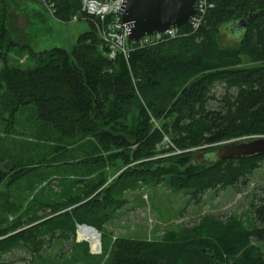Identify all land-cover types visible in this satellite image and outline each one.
Masks as SVG:
<instances>
[{
	"label": "trees",
	"instance_id": "16d2710c",
	"mask_svg": "<svg viewBox=\"0 0 264 264\" xmlns=\"http://www.w3.org/2000/svg\"><path fill=\"white\" fill-rule=\"evenodd\" d=\"M39 1L51 5V16L61 22L79 14L80 0ZM208 1L213 7L197 29L181 26L187 34L136 48L127 59L118 54L109 60L87 21L89 30L72 48L42 50L33 67L23 68L10 65L9 49L35 52L24 34L9 27L7 4L0 0V109L13 121L29 116L53 152L48 159L15 164L9 175L0 164V263L14 248L39 251L46 236L49 242L70 237L73 244L76 224L93 226L103 246V225L125 203L127 189L166 182L198 203L207 191L248 186L264 153L211 164L191 161L195 150L264 135V0ZM226 27L239 37L232 47L217 40ZM246 57L255 64L244 66ZM218 86L224 89L219 94ZM164 137L180 153L156 157L155 145ZM71 149L82 156H70ZM118 163L122 170L107 176L106 169ZM39 166L46 171L38 176ZM33 174L45 188L52 190L56 182L57 199L35 201L8 221L17 209L5 188ZM256 200L254 224L232 229L229 244L214 251L193 247L191 264H264V251L251 243L264 242V196ZM160 248L157 242L116 237L104 264H187L186 257Z\"/></svg>",
	"mask_w": 264,
	"mask_h": 264
},
{
	"label": "rangeland",
	"instance_id": "374dc122",
	"mask_svg": "<svg viewBox=\"0 0 264 264\" xmlns=\"http://www.w3.org/2000/svg\"><path fill=\"white\" fill-rule=\"evenodd\" d=\"M5 2L9 27L11 28L10 24H13L14 28H12L16 29L17 35L24 34L22 38L33 46L32 52H35L30 55L29 49L10 48L8 53L10 65L33 67L36 61L43 57L38 52L54 47L70 49L75 45L78 36L89 30V25L84 19L61 22L53 18L39 0H5ZM238 38L226 27L220 30L217 40L222 47H232L237 43ZM254 64L250 57L243 59L244 66ZM215 90L217 94L224 91L221 86L216 87ZM212 105H215V102ZM150 121L157 125V121L151 115ZM72 149L69 152L70 156H82L79 149H76V154H73L75 150ZM178 153L180 151L166 137L155 145L156 157ZM200 154L195 150L193 155L200 158ZM52 155L51 144L36 135L33 121L29 116L24 114L13 121L0 109V164L8 175L12 173L11 168L15 164L26 163V159L30 161H38L43 157L48 159ZM36 164L40 165V162ZM119 167L120 163L116 168H107V176H111L120 169ZM43 171L46 170H42L39 166L36 175L44 174ZM33 176L20 177L5 188L8 192V200L15 203L17 209L14 213L8 214V221L24 214L35 201L43 202L45 199L47 202H53L57 199V195L54 194L59 191L56 182H53L51 190L44 187L45 182H38L34 174ZM262 196H264V161L253 171L247 187L240 191L232 187L207 191L198 203L190 199V195L185 191H177L166 182L147 183L122 193L125 203L104 223L107 238L104 239L103 246L100 240L99 252H93L87 241L78 238L75 227L73 244L70 237L53 239L49 242L46 236V242L39 251L14 248L3 255L0 264H104L111 242L116 237L157 242L161 247L160 250L166 254L186 257L187 264H191L195 254L193 247L201 251L205 249L208 252L214 251L217 246L229 244L232 229L248 228L254 224L252 200L253 204H257L256 199ZM212 219L219 220L226 229L222 231V227L216 225ZM251 243L264 251V242L251 240Z\"/></svg>",
	"mask_w": 264,
	"mask_h": 264
},
{
	"label": "water",
	"instance_id": "95a60500",
	"mask_svg": "<svg viewBox=\"0 0 264 264\" xmlns=\"http://www.w3.org/2000/svg\"><path fill=\"white\" fill-rule=\"evenodd\" d=\"M195 13V0H124L119 14L121 20L130 27L129 40L135 41L144 35H152L170 27H181L188 24ZM244 25L242 20L238 25ZM103 52L108 51L105 45ZM264 153V135H252L222 143L212 149L203 151L200 158L192 163L211 164L218 160L251 157ZM86 224H76V228Z\"/></svg>",
	"mask_w": 264,
	"mask_h": 264
},
{
	"label": "built area",
	"instance_id": "2783aa9c",
	"mask_svg": "<svg viewBox=\"0 0 264 264\" xmlns=\"http://www.w3.org/2000/svg\"><path fill=\"white\" fill-rule=\"evenodd\" d=\"M123 1L80 0L79 14L71 18V20L84 19L93 24L101 41V51L103 52V46L108 47V51L103 54L109 60H114L118 54L127 59L129 53L136 48L151 47L187 34L181 32L178 27H170L161 32L144 35L138 40L130 41V27L121 20L119 14ZM44 6L52 15L51 5L44 4ZM211 7L213 4L208 0H195V13L188 22L190 28L197 29L206 11Z\"/></svg>",
	"mask_w": 264,
	"mask_h": 264
},
{
	"label": "bare ground",
	"instance_id": "6f19581e",
	"mask_svg": "<svg viewBox=\"0 0 264 264\" xmlns=\"http://www.w3.org/2000/svg\"><path fill=\"white\" fill-rule=\"evenodd\" d=\"M77 235L79 239H83L89 243L93 252H99L100 239L98 233L94 229L80 225L77 229Z\"/></svg>",
	"mask_w": 264,
	"mask_h": 264
},
{
	"label": "crops",
	"instance_id": "0c3cea01",
	"mask_svg": "<svg viewBox=\"0 0 264 264\" xmlns=\"http://www.w3.org/2000/svg\"><path fill=\"white\" fill-rule=\"evenodd\" d=\"M53 18H54V17H53ZM31 47H32V49H34L33 46H31Z\"/></svg>",
	"mask_w": 264,
	"mask_h": 264
}]
</instances>
